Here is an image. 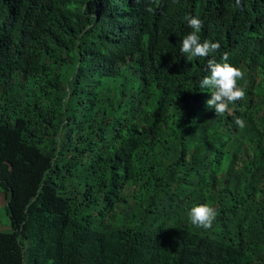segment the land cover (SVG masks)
Returning a JSON list of instances; mask_svg holds the SVG:
<instances>
[{
  "label": "trees",
  "instance_id": "16d2710c",
  "mask_svg": "<svg viewBox=\"0 0 264 264\" xmlns=\"http://www.w3.org/2000/svg\"><path fill=\"white\" fill-rule=\"evenodd\" d=\"M0 191V264H264V0H0Z\"/></svg>",
  "mask_w": 264,
  "mask_h": 264
},
{
  "label": "clouds",
  "instance_id": "9594fccd",
  "mask_svg": "<svg viewBox=\"0 0 264 264\" xmlns=\"http://www.w3.org/2000/svg\"><path fill=\"white\" fill-rule=\"evenodd\" d=\"M239 3V0H237ZM188 27L192 30L181 42L180 52L189 58H206L220 49L219 42L205 40L201 42L198 33L203 29V22L196 17H185ZM223 59L227 61L225 52ZM209 76L200 81L201 89H210L211 98L206 101L207 108L214 109L216 115H223L229 111V105L245 99V90L238 86V81L244 79V72L229 63H218L215 59L207 60ZM239 128L245 126L244 121L237 118ZM190 224L198 229L210 230L216 219V210L208 205L193 207L188 213Z\"/></svg>",
  "mask_w": 264,
  "mask_h": 264
},
{
  "label": "rangeland",
  "instance_id": "374dc122",
  "mask_svg": "<svg viewBox=\"0 0 264 264\" xmlns=\"http://www.w3.org/2000/svg\"><path fill=\"white\" fill-rule=\"evenodd\" d=\"M6 199L4 194L0 191V231H10V222L6 213Z\"/></svg>",
  "mask_w": 264,
  "mask_h": 264
}]
</instances>
